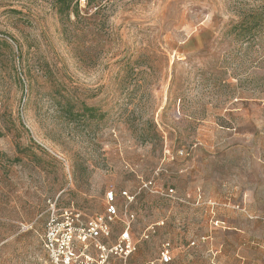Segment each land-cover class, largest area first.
I'll list each match as a JSON object with an SVG mask.
<instances>
[{
  "label": "rangeland",
  "instance_id": "rangeland-1",
  "mask_svg": "<svg viewBox=\"0 0 264 264\" xmlns=\"http://www.w3.org/2000/svg\"><path fill=\"white\" fill-rule=\"evenodd\" d=\"M124 190L125 264H264V0H0V264Z\"/></svg>",
  "mask_w": 264,
  "mask_h": 264
},
{
  "label": "built area",
  "instance_id": "built-area-1",
  "mask_svg": "<svg viewBox=\"0 0 264 264\" xmlns=\"http://www.w3.org/2000/svg\"><path fill=\"white\" fill-rule=\"evenodd\" d=\"M119 199L125 202L123 208ZM135 199L136 195L127 190L119 196L108 191L104 211L93 216L73 206L61 208L56 201L51 202L42 235L48 264H110L114 259L125 264L138 249L132 232L136 215L129 209ZM116 226L120 230L114 238ZM159 261H173L169 242L163 245Z\"/></svg>",
  "mask_w": 264,
  "mask_h": 264
},
{
  "label": "trees",
  "instance_id": "trees-1",
  "mask_svg": "<svg viewBox=\"0 0 264 264\" xmlns=\"http://www.w3.org/2000/svg\"><path fill=\"white\" fill-rule=\"evenodd\" d=\"M73 1L74 0H62V5H64L66 7V9H69V7ZM77 2H78V0H77Z\"/></svg>",
  "mask_w": 264,
  "mask_h": 264
}]
</instances>
